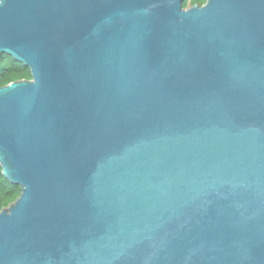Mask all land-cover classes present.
<instances>
[{
	"label": "water",
	"instance_id": "95a60500",
	"mask_svg": "<svg viewBox=\"0 0 264 264\" xmlns=\"http://www.w3.org/2000/svg\"><path fill=\"white\" fill-rule=\"evenodd\" d=\"M0 0V264H264V0Z\"/></svg>",
	"mask_w": 264,
	"mask_h": 264
},
{
	"label": "trees",
	"instance_id": "16d2710c",
	"mask_svg": "<svg viewBox=\"0 0 264 264\" xmlns=\"http://www.w3.org/2000/svg\"><path fill=\"white\" fill-rule=\"evenodd\" d=\"M204 0H184L183 6L191 5ZM30 79L31 74L28 66L14 59L12 56L2 53L0 55V86L13 80ZM20 194V186L10 182L1 172L0 167V210L7 207Z\"/></svg>",
	"mask_w": 264,
	"mask_h": 264
},
{
	"label": "flooded vegetation",
	"instance_id": "af4514ba",
	"mask_svg": "<svg viewBox=\"0 0 264 264\" xmlns=\"http://www.w3.org/2000/svg\"><path fill=\"white\" fill-rule=\"evenodd\" d=\"M205 1H206V0H204L203 2H196V3H194V4L202 5V4L205 3ZM191 5H192V4H191Z\"/></svg>",
	"mask_w": 264,
	"mask_h": 264
},
{
	"label": "rangeland",
	"instance_id": "374dc122",
	"mask_svg": "<svg viewBox=\"0 0 264 264\" xmlns=\"http://www.w3.org/2000/svg\"><path fill=\"white\" fill-rule=\"evenodd\" d=\"M186 6H189V4H187Z\"/></svg>",
	"mask_w": 264,
	"mask_h": 264
}]
</instances>
